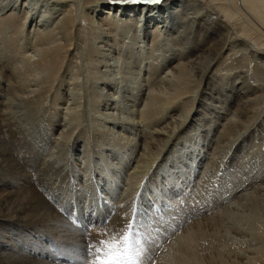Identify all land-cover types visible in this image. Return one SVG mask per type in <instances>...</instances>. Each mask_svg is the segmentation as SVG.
I'll use <instances>...</instances> for the list:
<instances>
[{"label": "bare ground", "instance_id": "6f19581e", "mask_svg": "<svg viewBox=\"0 0 264 264\" xmlns=\"http://www.w3.org/2000/svg\"><path fill=\"white\" fill-rule=\"evenodd\" d=\"M18 1L7 0V5L17 7L13 2ZM25 1H20L19 4L20 11L24 13L22 17L15 15L17 11L4 16H1L3 13L0 14V30L3 26H12V36L15 35L6 42L5 49L0 46V172L4 171L3 168L11 171L10 174H5L6 169L0 173V225H4L0 230V264L7 261L11 264H67L65 260L90 264L94 258L89 255L87 246L104 238L105 232L111 234L124 228L131 221L133 204L138 205L136 219L150 225L145 228L149 243L145 244L142 264H212L210 251L217 246L220 238L209 233L208 228L211 227L212 231L218 228L221 219L218 217L216 220V215L209 216L212 221L206 228L200 221L206 219L204 216L200 217L203 211L196 210L189 215L201 203L211 201L216 204L213 201L217 198L215 195L211 197L212 191L199 194L201 189L198 186L199 190L192 196L193 192L190 193L182 185L188 184L189 178L179 182L178 176L180 188H175V191L172 189L162 204L160 200L153 198L149 200V206H145L141 202L140 189L144 191L149 188L151 178H158L160 175L161 165H157V162L164 159L162 156L168 150L167 144L175 134V129L194 120V112L193 118L190 112L195 102L203 105V100L207 101V112L198 111L200 116L208 119L206 124L197 123L200 132L210 138H207L210 146L215 149L222 146L228 150L235 148L230 160L236 156L237 149L242 148L244 140L237 141L239 135L236 133L246 121L252 120L254 137L264 140V0H163L162 4L154 5L120 4L110 0H51L55 7L59 6L57 10L61 14L58 19V16L55 17L53 28L44 33L37 28L35 40L33 39L35 43L30 48L25 46L20 51L6 49L11 43L19 41L20 35L29 43L30 30L23 34L24 29L40 26V22L46 21L42 20V17L47 16L43 13L41 19L33 23L32 11L27 9ZM2 3L4 1L0 0V6ZM78 5L89 7L90 12L87 15L84 13L86 20L90 25L98 27L100 33L115 31L119 27L117 19L136 28L137 35L141 31L144 37L153 36L151 44L157 43V36L160 37L162 28L171 33L168 42L171 71L166 73L164 79L179 82L175 93L164 100L154 99L151 92L142 97L141 92L146 89V85L135 79L136 87L125 86L124 92L126 91L128 101L134 102L139 96L142 97L143 106L137 109L138 113L129 108L126 115H123V111L118 115V101L108 92L112 90L111 87L100 83L103 82V74L100 73L101 76L96 73L97 77L93 80L97 85L95 88L100 89L102 86V90L94 89L87 93L88 100L84 106L87 108L91 101L94 103L96 100V110L87 108L84 112H78L73 101L72 108L65 107L67 111L64 119L58 118L57 107L63 110L60 104L55 107L60 99L57 96L59 81L69 67L65 63L62 65L65 59L62 56L70 51L73 41L74 48L79 44V31L83 29L77 26ZM54 6L51 9L56 10ZM94 17L99 22L93 20ZM63 41L69 47L65 52L60 47ZM30 49L31 52H41V58L31 60L34 56ZM75 54L72 52L71 56L75 57ZM87 54L90 56L88 50ZM72 58L69 61L73 63ZM94 65L95 63L90 66V72L93 71L92 67L95 68ZM72 67L70 77L76 78L80 75V69L76 65ZM35 68L39 71L37 74L32 72ZM219 69L238 78L234 82V88L241 93V104L236 108H228L226 102L219 110L210 101L216 91L213 87L218 84L215 75ZM60 70L62 72L58 74ZM92 73L89 75L92 76ZM39 74L41 77L38 79L36 77ZM232 95L229 94L228 99ZM233 99L235 100L234 95ZM258 101L259 106L256 107ZM173 103L178 105L175 106L176 111L169 114V119L173 118L170 122L172 128L166 131L157 123V114L165 106L170 108L169 105ZM156 104H160L161 109ZM100 106L103 111L98 108ZM131 106L134 108L135 103ZM50 108H55L54 114ZM90 110L95 112L89 114ZM66 115L69 116L65 118ZM89 118L95 123L90 121L93 124H89ZM98 127L103 129L99 131ZM115 127L120 128L118 133L114 131ZM122 129L130 131L132 137L121 136L123 141L117 139L114 134L119 136ZM213 135L217 138L212 139ZM234 135L237 140H234ZM155 141L157 145L153 151L152 143ZM157 150L158 153L154 155ZM205 151H201V158H205ZM214 164L216 165L215 162ZM183 173L187 175L188 172ZM165 178L170 179L167 176ZM165 180L162 179L163 185H167ZM260 187L251 191V199L261 202L264 207V185ZM49 200H54L56 204L51 207ZM150 207L151 211L145 215V209ZM158 209H161V214L155 212ZM68 217L72 219L70 222ZM10 220L16 224H30L33 229H41L42 239L44 237L47 243L44 247H57L55 252L58 255L51 256L50 259L44 254L18 250L16 244H22L23 241L20 242L19 237L11 238L13 231L7 234V228L13 230V226L8 225L12 223ZM215 221L217 224L213 225ZM59 241L62 243L56 244ZM37 247L39 249L43 245L37 244ZM214 250L215 248L213 253ZM258 250L254 257H248V261L241 264H264L263 242ZM254 251L256 250L253 249L252 252Z\"/></svg>", "mask_w": 264, "mask_h": 264}, {"label": "rangeland", "instance_id": "374dc122", "mask_svg": "<svg viewBox=\"0 0 264 264\" xmlns=\"http://www.w3.org/2000/svg\"><path fill=\"white\" fill-rule=\"evenodd\" d=\"M3 1H4V3H2V5L0 6V14L3 13V15H1V16H4L5 14L11 13V12L12 13L16 12V11H17L16 12L17 14H15V15H17V17L18 16L20 17L22 14H24L23 11H20L21 5H19V4H20V1L24 2L25 0H19L18 3L13 2L14 6L17 5V7L8 6L7 0H3ZM25 2L27 3L26 4L27 9L32 11V12L31 11L30 12L32 13L33 19H31V20H33V23H35V21H37L38 19H41V14H43V13H45V15L47 14V16L42 17V20H46V21L40 22V26H36V27L32 26L29 28L26 27L25 28L26 30L24 29V31L22 32L23 34L27 33L28 30H30V32L33 31L32 33L29 32V36L31 34L30 39H29V43H26L28 41L25 42L24 36L20 35L19 36L20 40L11 43L10 44L11 46L10 47L7 46L6 49H9V50L15 49V51H20V50H23V48L25 46L30 48L35 43L34 40H35V35H36V29L39 28V29L43 30V33L51 30L53 28L52 25L56 22L55 17L58 16L57 17V19H58L61 15L60 11L57 10V8H59V6L55 7L51 0H26ZM6 6H7V8H6ZM52 6H54L56 8V10L51 9ZM82 7H84V8L82 9ZM82 7H81V5H78L77 6L78 9L76 10L78 12V14L76 12V15H78L77 26H78V28L81 27L84 29L83 30L80 28L81 31H79L80 42L78 45H75V48H76L75 49L74 48V41H73L72 42L73 44L70 47V51L67 52L68 55L65 53L64 54L62 53L63 54L62 57L65 58L63 60L64 62H62V60H60V62H62L63 66L65 63V66L69 65V67H71V68L68 67L69 71L67 70V72L61 77V80L59 81L60 86L57 85V88H58V86L60 87V90L58 91V95H57L58 97H60V99H59V103L55 104L56 105L55 107H57V105L60 104V105H62V106L59 105L60 108H63V110H60L57 107L58 118L64 119L65 113L67 111L65 107L72 108L74 104H75V106L77 105L76 109L78 112L80 110L84 112L87 108H89V109L93 108L96 110V105H97V104H95L96 100L94 101V103H93V101H91L92 103L90 102L91 105H89V107L88 106H87V108L84 107V106H86L85 103H87V100H88V96L86 95L87 93H89L90 91H93L94 89H96V91L102 90L101 89L102 86L100 87V89H99V87L95 88L97 85H95L93 80H95L97 77L96 73H98V74L102 73L103 74V76H102V74H100L103 78V82H100V83H105L111 87L112 90H110L108 92L113 94V97H116V100L118 101V108H117L118 109V115H121L122 111H123V115H126L125 112L128 111L129 108H130V110L135 109V112L137 109L139 110L140 108H142L143 103H144L142 101L143 100L142 97H145L149 92L152 93V97H155L154 99H160L161 98L160 100H164L166 98L169 99V97L175 93V91H176L175 87L177 86V88H178L179 85H177V84L179 82L177 81V83H176V81H174V80L172 82L171 80L167 81L166 79H164L166 76V73L171 71V66H170V64H171L170 57L171 56L168 52L169 51L168 50V48H169L168 42L172 36L171 33H168L166 30H164V28H162L160 37L157 36V38H159V39H157V43L151 44L152 43L151 37H153V36L149 35L148 37H144L142 35L141 31L138 33L139 35H137L138 31L136 28L134 29V27L132 25L127 24V23H125V21L120 20V19H117V21H116V23L119 24V27L117 26L115 31L109 30V31H111V33H107L106 31L104 33H102V32L100 33V31H98V29H97L98 27H96V26L94 27V26L90 25L89 21L86 20L85 16L87 15V13L90 12L89 7H86L84 5ZM1 8H3V9H1ZM79 14H81V15H79ZM92 15H93V13L91 14V17H92ZM123 19H125V18H123ZM83 20L86 22H83ZM93 20H95V21L97 20L99 22V20L95 17L93 18ZM19 22H20V19H19ZM41 23H42V25H41ZM176 28L180 29L179 26H176ZM12 30H13L12 26H10V27L9 26H7V27L3 26V28L0 30V46H1V48L5 49L6 42L8 43V40L11 39V37L15 36V35L12 36V34L14 33V30L13 31ZM108 34H110V35H108ZM30 42L31 43L33 42V43L30 45ZM21 43L23 45H21ZM90 44H92V45H90ZM66 45H67V43H65L64 41L60 45V47H63V52H65L66 50H69L68 49L69 47ZM87 50L90 52V56L87 54ZM31 51L32 50L30 49V52ZM69 52H70V54H69ZM72 52L76 53L75 57L71 56ZM7 53L9 56H12L9 53V51H7ZM34 53H35V55H34ZM31 54L34 56V57H32L31 60H36L38 58L40 59L42 56L41 52H38L36 50L31 52ZM71 58L73 60V63L71 61H69ZM99 60H100V62H99ZM68 62L69 63L71 62V63L69 64ZM93 63H95V65H94L95 68L92 67L93 68V71H92L93 73H92V72H90V66ZM71 64H73V65H71ZM75 65L77 68L80 69L79 73L81 76L78 75L79 77L77 76L76 78H73L70 76L72 74V71H71L73 68L72 66H75ZM85 65L87 66V68ZM105 65L107 67H105ZM109 65H110V68H109ZM76 67L74 69H77ZM107 68H109V69H107ZM61 70H63V67L61 68ZM61 70L59 71L58 74H60L62 72ZM83 70H84V72H83ZM106 70H108L109 72ZM32 72L34 74L36 72V74H37L39 71L37 68H35L32 70ZM110 72H112V73H110ZM84 73H86V74H84ZM91 73H92V76L89 75ZM83 74L85 76L88 75V77L86 76L87 77L86 78ZM104 76L106 79L104 78ZM39 77H41L40 74L36 78L39 79ZM80 77H81V79H80ZM135 79L139 80L140 82L143 81V83H145L144 86L146 85L145 86L146 89L143 90V92H141V93H143L142 97L139 96V99H136L134 102H132V101H128L129 99L126 97V91L124 92V90H125V86H128V88L129 87L133 88V86L136 87V85H135L136 80ZM68 80H70V81H68ZM131 80L134 82H132ZM215 80L218 83L215 85V87H213L216 89V91L210 97V101H211L212 105L214 106V108H218L220 110L221 107L226 102L228 103L227 104L228 108H231V107L236 108V106L241 104V103H239V98H240L239 96L241 95V93L238 92L234 88V82L238 81V78L231 76V75H227L225 73L224 69H219L218 74L215 75ZM70 82H71V84H73V82L76 84L75 85L74 84L69 85ZM149 83H150V87L148 85ZM192 83H194V82H192ZM91 85H93V87ZM204 91H209V90H204ZM103 92H106V90H104ZM69 94H70V96H69ZM229 94H233L235 97V100L233 99V95L230 99H228ZM84 96H86V97H84ZM95 96H97L96 93H95ZM132 97H133V95H132ZM67 98H69V99L66 102L65 100ZM85 98H86V100H85ZM50 99H51V97H50ZM95 99H97V97H95ZM126 101H128V102H126ZM206 102L207 101L203 100V105H201L200 102H195L194 108L190 112V116L192 118H193L192 112H194V120L191 119V121L188 122L189 124L187 123L185 125H182L179 129H175V131H174L175 134L172 135L170 142L167 144L168 150L162 156V157H164V159L158 160V162H157V165H161L160 166V175L158 176V178L155 176H153L151 178V185L149 186V188H147V189L145 188L144 191L140 189L141 195H142L141 196L142 197L141 202L145 206H146V204H147V206H149V203H151L149 200L156 198V199L160 200L161 204H162V202H164L165 198L171 193L172 189L175 191V188L177 189V188L181 187V184L178 183V181H177L178 176H180L179 182H183V180L189 178V183L188 184L184 183L182 185L190 193L193 192L192 196H194V192L198 191L199 189H201V192L199 194L210 193L212 191L211 195H213V196H211V197H214V195L216 196L217 199H215L213 201L216 204H213L211 201H209L208 203H205V204L201 203V204L197 205L194 209H192L190 211L189 215L191 216V212H195L196 210L203 211L202 214H200L201 215L200 217L204 216L206 219L205 220L201 219L200 221H201V224L203 226H205L206 228H207V224L210 221H212L209 216L216 215L215 216L216 220L218 219V217H220V219H221L219 221L218 228L214 229L213 231H212L211 227L208 228L209 233L220 238V242L219 243L217 242L216 243L217 246L214 247L215 250H218L217 252H219V253H217L215 250L213 253V249H214L213 247L211 248V251H210V255L212 256V264H216V263L217 264H241V263L247 262L248 257H254L257 254V252L259 251L258 249L261 248L262 242L264 243V240H263L264 239V236H263L264 235V232H263L264 231V221H263L264 220V214H262V213H264V207L261 206L262 205L261 202L253 201V199H251V197H252L251 191L254 189L256 190V188H258V186H259V188H261L260 186L264 185V140L262 141V140H259V138L254 137V133H253V129H252V127H253L252 120L246 121L244 123V126L241 127L239 129V131L236 133L239 135V140H237L235 138V135L233 136L234 140H237V141L244 140L241 144L242 148L237 149L236 156L230 160V157L234 153L235 148H231L230 150H228L227 148H225V146H222L219 149H215L214 146L211 147L210 146L211 144L208 141V139H210V138L203 135V133L200 132V127L197 126V123H199V122H202L204 124H206L208 122V119L200 116V114L198 112L201 110L203 111V113L207 112V110L205 109V107H206L205 103ZM132 103H135L134 108H132V106H131ZM160 104H162V103H160ZM160 104H156L155 106L158 108L160 106ZM171 105H169L170 108H168V106H165L164 108H162V111H164V113L162 111L160 112L161 114L163 113L162 115L160 113L157 114V123H159V126L163 129H165L166 131H169V129L172 128V125H170V122L173 121V118H172V120H170L171 115H169V114H171V112L173 113L174 111H176L175 106H177L178 103H173ZM161 106H163V104ZM173 106H174V108H173ZM195 106H196V109H195ZM258 106H259V101L257 102L256 107H258ZM126 107H127V109H126ZM98 108H101V111H103L102 106H100ZM54 109L55 108H50V111H52L53 114H54ZM159 109H161V108L159 107ZM166 109H168V110H166ZM95 110H90L89 114L95 112ZM138 110H137V113H138ZM63 112H64V114H63ZM67 116H69V115H66L65 118H67ZM159 117L162 119H158ZM204 119H206V121ZM159 120H160V122H159ZM90 121L95 123V121L92 118L88 119L89 124H91ZM253 122L257 123L256 121H253ZM98 129H99V131H101L103 128L98 127ZM114 131L115 132L117 131L116 133H118V131H120V128L115 127ZM178 131H180L179 134L177 133ZM185 131H186V133H184ZM116 133L114 135H116L117 139L122 140V141H123V138H126V136L132 137V135H133V134H130V131L128 132L127 130H124V129H122V132H120L119 136H117ZM74 134H76L75 131H74ZM116 137L114 136V138H116ZM134 138L136 139L137 137L135 136ZM214 138H217L216 135L212 136V139H214ZM222 140L225 141L226 139H222ZM138 143H140V142H138ZM163 143H164V141L161 143L158 150L161 148ZM156 145H157L156 141L152 143L153 151H154V147ZM158 150H157V152L154 153V155H156L158 153ZM202 150H204V151L206 150L205 151V158L204 157L201 158V155H202L201 151ZM226 152H227V155H226ZM13 156H14V154H13ZM213 161L216 163V165L214 164ZM233 164H236L234 166V168L232 167ZM6 169L9 171L8 168H3L2 170L5 171ZM7 170L5 172L2 171L0 173L4 172L5 174H7V173L10 174L11 171L8 172ZM184 171L188 172L187 175H185L183 173ZM166 176L172 180L171 181H170V179L167 180V178H165ZM181 176L183 178H181ZM162 179H166L165 182L167 183V185H163ZM151 186L155 190H157L158 193L155 190H151V189H153V188H151ZM263 193H264V190H263ZM239 194H240V196H239ZM247 194H248V196H247ZM256 199H257V197L255 198V200ZM48 204L51 207H53L56 204V202L54 200H49ZM135 205L137 208L138 205L137 204H135ZM262 209H263V211H262ZM217 210L219 212H217ZM155 212L158 214H161L162 211H161V209H158ZM221 213H222V215H221ZM259 215H261V216H259ZM132 217H133V213H132V216H130L131 220H133ZM200 217H198V218H200ZM71 220L72 219L68 217V221L70 222ZM10 223L11 224H8V225H10L11 227L13 226V228H12L13 230H10L9 228H7V234H9V233H11V231H13L11 238L19 237L20 242L23 241L22 244L17 243L16 244L17 246L15 245L18 248V250H22V252H24V253L36 252V254L37 253L44 254L45 256H47L50 259H52L51 256H57L58 255V253L55 252L56 250H58L57 247H55V246L44 247L45 245H47V243H46V240L44 237L42 239L41 235L43 234V231L41 229H39L38 227L33 229L32 225H30V224L26 225V223H22V222H21L22 224L21 223L16 224L15 222L13 223L12 220H10ZM213 223H214L213 225L217 224L216 221ZM2 226H4V225H0V230L2 229ZM252 226L253 227L255 226V227L253 228ZM259 226L262 228H259ZM26 228L31 230V231L28 232V230ZM35 229L36 230L38 229V232H35L36 231ZM259 229H261V230H259ZM210 230H211V232H210ZM61 243H60V241L56 242V244H61ZM37 244L43 245L44 248L40 247L38 249ZM248 245H249V247H248ZM216 247H218V248H216ZM253 249L256 251L252 252ZM29 251H31V252H29ZM232 251L234 253L233 255H232ZM249 251H251V252H249ZM229 253H231L232 257L230 256ZM13 254H15V253H13ZM61 254H62V252H61ZM236 254L237 255L239 254V255L237 256ZM227 257H229V258L231 257V258L229 259ZM65 261H66V263L68 262L67 264H77L76 261L73 262V260H69V261L65 260ZM5 264H11V263H9L7 261Z\"/></svg>", "mask_w": 264, "mask_h": 264}, {"label": "snow or ice", "instance_id": "6c2138e0", "mask_svg": "<svg viewBox=\"0 0 264 264\" xmlns=\"http://www.w3.org/2000/svg\"><path fill=\"white\" fill-rule=\"evenodd\" d=\"M120 4H162L163 0H110ZM151 211V207L145 209V215ZM137 208L132 206L133 220L128 222L119 232L111 234L103 233L102 239L90 243L88 253L94 259L90 264H142V255L145 252V244H148L146 227L136 219ZM143 241V243H142Z\"/></svg>", "mask_w": 264, "mask_h": 264}]
</instances>
